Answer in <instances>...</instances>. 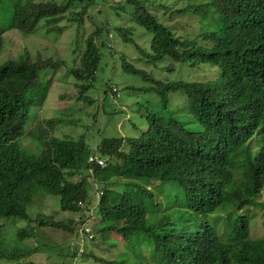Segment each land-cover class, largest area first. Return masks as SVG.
<instances>
[{"label": "trees", "instance_id": "obj_1", "mask_svg": "<svg viewBox=\"0 0 264 264\" xmlns=\"http://www.w3.org/2000/svg\"><path fill=\"white\" fill-rule=\"evenodd\" d=\"M96 1L0 0V50L3 32L33 34L44 24L48 32L61 33V20L71 14L67 24L82 23ZM176 1L160 3L161 14L151 10L154 3L148 0L114 2L118 10L123 9V2L129 4L132 20L151 34L147 48L140 47L141 61L156 65L169 58L165 69L171 72L179 63L202 64L205 74L200 81L165 79L120 55L123 73L141 77L145 84L126 87L155 92L164 107L172 105L167 96L170 91H181L188 110L185 117L178 116L173 105V114L145 112L148 127L127 138L126 150L116 136H103L91 148L83 134L66 138L69 134L56 132L59 124L76 125L86 116L96 123L98 114L90 107L99 91L112 105L119 104L121 93L115 91V82L96 83L105 57L100 47L105 38L100 45L96 40L103 34L101 29L82 42L75 40L78 59L74 57L72 65L60 56H32L28 50L0 63V262L27 258L40 247L34 241L39 231L60 230L73 243L88 238L93 246L73 252L101 264H264V235L250 237V219L242 211L245 206L259 205L264 226V0H182L181 6H174ZM74 6L80 10H72ZM176 13L188 26L177 29ZM199 24L202 29L198 30ZM210 24L215 25L214 31L208 28ZM104 25L107 29L110 22L104 20L99 26ZM116 29L124 41L134 43L131 27L118 25ZM198 37L212 46L201 44ZM61 66L65 70L57 78L48 77ZM51 91L56 93L52 102H56L57 115L36 121L29 130L30 117ZM27 134L42 146L40 151L33 153L22 146L21 137ZM93 154L107 157L106 166L89 163ZM90 168L98 176L105 172L109 178H121L122 188L99 177L94 189L90 175L82 172ZM141 180L176 182L183 191L182 205L191 212L207 215L223 208L222 226L203 219L192 229L179 216L147 222L151 207L159 204ZM97 191L100 195L91 205V220L87 210ZM260 193L263 198L258 201ZM49 195L57 198L59 211L72 212L77 218L64 222L30 209L34 197ZM84 223L91 224L90 233L82 229ZM8 225L17 227L14 238L6 231ZM111 235L119 244L109 242L113 248L99 251L112 253L98 255L95 244L103 241L104 245Z\"/></svg>", "mask_w": 264, "mask_h": 264}, {"label": "rangeland", "instance_id": "obj_2", "mask_svg": "<svg viewBox=\"0 0 264 264\" xmlns=\"http://www.w3.org/2000/svg\"><path fill=\"white\" fill-rule=\"evenodd\" d=\"M43 1H52V0H43ZM57 2H63L64 0H53ZM119 0H97L94 7L90 8L87 14H84L82 23L78 24V31H76L77 24L68 23V18L73 17L71 14L67 15V18H64L59 22L60 25H64V29L61 33L54 31H47V27L44 24H41L38 27L35 33L23 34L17 30H7L3 32V47L0 50V63L5 60L16 58L19 53H22L25 50H28L32 56L36 54H41L44 56H60L65 59L68 65H72L73 59L75 57L76 61L78 59V52L74 50L75 40L80 39L81 42L93 31L96 29H101L102 31H107V37L111 38V42H108V38L105 37L104 45H100V42H103L102 39H97V44L101 47V53L105 56L102 60L103 68L97 74L96 78L97 84L105 85V80H109V83H116V90L120 89L121 96L118 99L119 104L112 105L108 99H103L102 91H99L98 100L93 101L92 106L90 107L93 112H97V121L94 123L93 120L83 117L81 123L76 125H70L66 123H61L56 128L58 135H61L63 132L69 134L65 136L66 138H72L74 135H84L85 140L89 147H94L103 136H123V137H136L140 135L147 128V119L146 113H153L157 115H168L169 113L173 114L172 105L179 112L178 116L185 117L187 113L185 95L181 94V91H170L167 96L169 98L168 107L159 104V96L155 92H144L142 89L135 90L133 88H128L125 85H130L131 87H143L145 84L142 79L137 76H132L125 74L122 71L120 55L129 59L136 67L146 71L152 72L158 77H163L165 79L172 78H186L191 80H197L202 78L203 68H193L187 67L185 64H176L173 71H168L165 69L169 65L170 59L165 58L162 61L158 62L156 65H149L147 62L141 61L143 57L140 47L143 48L148 46V39L150 40L151 34L146 32V35H143L141 32L145 31L141 26L136 24L131 16L129 11L131 6L123 2L124 6L122 10L116 9L117 4L114 2ZM146 1V0H144ZM165 0H148L147 3H154L151 7L152 11L161 14V10L158 5ZM168 2V0H167ZM184 2L182 0H177L174 6H181ZM111 5V6H110ZM155 5V6H154ZM74 11H79V6H74L71 8ZM118 11V13L116 12ZM192 21H195L196 18L191 16ZM219 18V17H218ZM175 21L179 22L176 24L177 29L179 26L185 24L186 21L181 19L179 14H174ZM108 20L110 25L106 29L105 25L100 27L101 22ZM190 21V20H187ZM99 24V25H98ZM216 24V23H215ZM128 26L131 27L133 31L130 36L134 43H129L124 41L120 36L116 26ZM198 30L202 25L199 24ZM210 31H214L215 25H208ZM192 30V26H189V31ZM198 34V33H197ZM195 35H191L195 37ZM197 40L201 44H210L209 40H204L201 37H198ZM135 43L139 46H135ZM82 45V44H81ZM108 64V65H107ZM209 65V64H205ZM65 69L61 66L55 71H51L48 74V77H55L60 75ZM119 72V73H118ZM170 72V73H168ZM127 82V83H126ZM61 85L58 86V88ZM74 91V90H72ZM56 93L51 91L48 95V98L45 104L36 109L35 115H32L28 121V126L26 127L31 130L36 126V121L41 119H48L57 115V111L53 110ZM71 105L70 103H68ZM78 105V104H76ZM74 106V104H73ZM83 106V105H82ZM160 106V107H159ZM100 109V110H99ZM146 112V113H145ZM146 115H145V114ZM192 127L198 128L196 124L191 125ZM70 131V133H66ZM27 132V131H26ZM61 132V133H60ZM75 137V136H74ZM19 142V141H18ZM22 146L29 147L27 148L30 152L36 153L42 149V146L38 144L36 139L24 135L20 140ZM90 180L93 184L98 183L100 178L104 183L112 185L114 181L115 187L120 190L122 187L121 178L118 179L114 176L111 178L107 177V173L103 172L98 176L96 173L89 171ZM85 174V173H84ZM100 177V178H99ZM139 183L142 186L151 185V188L154 192L155 203L158 202L159 206L151 207V211L148 212L147 222L154 223L162 216H168L170 218L179 216L185 222L183 224L188 225L190 228L194 229L196 223L202 222L203 219L208 220L209 222L217 221V226L221 227L224 222V217L226 212L223 208L217 209L214 213L202 215L189 211L185 206L182 205L183 191L182 188L176 182H159V181H147L141 180ZM263 198V193H260L257 196V200L261 201ZM37 209L44 213L47 218L54 217V220H62L68 222L70 217L77 218V214H73L69 211H59L58 200L54 196H39L34 197V201L30 206V209ZM244 213H247L250 219L249 229L250 237H259L264 235V226L262 225V208L259 205L245 206L242 210ZM94 215L89 212L88 219H93ZM21 225H25L23 221L20 222ZM183 224H178L177 227L182 226ZM20 225V224H19ZM87 227H91L90 224H85ZM15 225L6 226V231L10 235V238H14V232L16 231ZM44 231V232H43ZM39 231L36 235L34 241H38L40 247L36 252H33L27 258L13 261V262H0V264H25L28 261H33L39 264H101L100 262L90 259L89 257H83V255H78L74 252L78 248L86 247L89 248L93 246V243L86 237L72 242L70 236H62V231L55 230L53 232L43 230ZM79 232L80 230L77 229ZM139 236V235H138ZM136 240L138 237H136ZM145 238V237H144ZM150 238V236H149ZM141 239V236H140ZM142 240V239H141ZM29 241V240H28ZM30 241H33L31 238ZM29 241V243H31ZM138 241V240H137ZM103 241H98L95 244L96 253L100 256H104L103 253H112L110 250H104L103 252L99 251V248H113L109 245V242H114L117 245L116 237L110 236L106 242L101 244ZM119 242V241H118ZM122 239L120 240V243ZM121 245L117 248L119 249ZM75 250V251H74ZM74 251V252H73ZM73 252V253H72ZM115 255L117 251L113 252ZM113 257V255H111ZM111 257H107L110 259Z\"/></svg>", "mask_w": 264, "mask_h": 264}, {"label": "clouds", "instance_id": "obj_3", "mask_svg": "<svg viewBox=\"0 0 264 264\" xmlns=\"http://www.w3.org/2000/svg\"><path fill=\"white\" fill-rule=\"evenodd\" d=\"M103 34L102 35H100L99 36V38L98 39H103V38H105L106 36H107V31H103L102 32ZM143 35H146V31H142L141 32ZM147 36V35H146ZM148 37V36H147ZM101 43V42H100ZM147 43H148V45H149V43H150V40L148 39V41H147ZM206 45H209V46H212V44H211V42H210V44H206ZM144 49L145 48H147V46H145V47H143ZM179 64H184V63H179ZM187 67H190V66H188L187 64H185ZM209 66H211V65H209ZM193 68H203V65L202 64H199V65H195V66H193ZM205 77V74L204 75H202V78H204ZM140 79H141V77H139ZM201 78V79H202ZM188 80H191V79H188ZM191 81H200V79H197V80H191ZM181 94H183L182 92H181ZM184 95V94H183ZM169 99V98H168ZM185 99H186V97H185ZM159 100H160V98H159ZM187 113H188V110H187ZM186 113V114H187ZM147 127H148V123H147ZM116 138H121V140L123 141V144H122V148L123 149H127V143H126V140H127V138L128 137H123V136H116ZM256 148V147H255ZM88 162L89 163H94L95 165H97V166H99V167H105L106 166V163H107V157L105 158V157H102V156H99L98 154H93V155H91V158L88 160ZM92 168H90V169H87V170H83L82 172L83 173H85L86 175H90V173H89V171H91L92 172ZM93 184V183H92ZM96 184L97 183H95V184H93V186H94V189H97V187L98 186H96ZM150 188H151V185H148ZM151 190H152V188H151ZM152 192H153V190H152ZM154 193V192H153ZM99 195H100V191H97L96 193H95V195H94V198H93V200H92V202L89 204V209L87 210V212H88V216H89V212H93V208H94V206L93 207H91V205H92V203L95 201V200H97L98 199V197H99ZM154 199H155V197H154ZM92 220V219H91ZM85 224H89V223H84L83 225H82V229L83 230H85V232H88V233H90L91 231H92V226L91 227H87ZM91 225V224H90ZM180 230L181 229H183V227L182 226H179L178 227Z\"/></svg>", "mask_w": 264, "mask_h": 264}]
</instances>
